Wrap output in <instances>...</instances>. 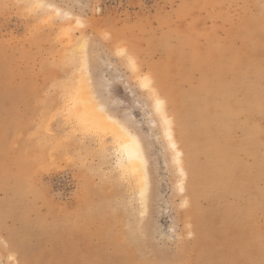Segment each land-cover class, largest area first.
<instances>
[{"label":"rangeland","instance_id":"374dc122","mask_svg":"<svg viewBox=\"0 0 264 264\" xmlns=\"http://www.w3.org/2000/svg\"><path fill=\"white\" fill-rule=\"evenodd\" d=\"M80 79L139 136L147 200ZM0 264H264V0H0Z\"/></svg>","mask_w":264,"mask_h":264},{"label":"bare ground","instance_id":"6f19581e","mask_svg":"<svg viewBox=\"0 0 264 264\" xmlns=\"http://www.w3.org/2000/svg\"><path fill=\"white\" fill-rule=\"evenodd\" d=\"M50 8H51V6H50ZM68 17H70V19H72V16L68 15ZM87 74L89 75V71L87 72ZM149 79H150L149 83H151L153 81V79L152 78H149ZM77 85H78L77 89H76L78 92V96H77L78 99L77 100L81 103V106L85 109V111H82V112L87 114L86 117L76 116L77 119L80 118L79 121L81 123L85 124L88 120H90V118H92V120H94V122L96 123L95 125H97V127L101 128V129H106V130L109 129L113 133H115L116 136L118 135L117 138H119L121 147L119 148L120 156L117 159V168L121 171V173L124 177L127 176L128 179L131 178L130 181H132V184H133V185L132 184L131 185H132V187L133 186L135 187V190L137 191L138 196H140L143 200H147V194H148V191L150 188L149 173H148V160H147V157L145 155V150H144V147L142 145V142H141L139 136L137 134L132 133L124 123L118 121L115 117H112L111 115L108 114L106 107L101 105L98 102L97 98L95 97V94H94L92 87L91 88L87 87V85L85 84L83 79H80L78 81ZM221 92H222V90H221ZM154 94H155L156 99H157V107H158L157 110H159L161 112L162 117H163L162 119L164 121L163 123H165L167 126V131H168L167 135L169 136L170 145L176 154L175 156H176V159H177V162L179 165L181 175H182L183 179H186L188 174H187L186 166H185L186 163L184 161V153H183V150L179 147V144H178L176 137L174 135L175 119L173 118V116L169 115V113L167 112V101L158 96L157 90L154 91ZM89 114L91 115V117L88 116ZM219 116H221V115H219ZM184 124H185V129L187 130L188 123L185 122ZM189 146L191 149L190 164L192 165V167H195L197 164L196 163L197 160H196V156H195L196 153L194 151L195 149H194V145H193L192 141H191ZM213 153H215V152H213ZM217 156H218V154H217ZM220 156H221V154H220ZM227 158H229V157H227ZM220 164H221V162H220ZM198 180H199V178L196 177V179L193 182V192L194 193L197 192V186L199 185ZM134 187H133V189H134ZM183 189H184V187H183ZM145 202L146 201H144V203ZM143 212H145V211H143Z\"/></svg>","mask_w":264,"mask_h":264}]
</instances>
